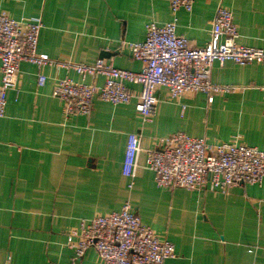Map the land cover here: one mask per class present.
<instances>
[{
  "label": "crops",
  "instance_id": "obj_1",
  "mask_svg": "<svg viewBox=\"0 0 264 264\" xmlns=\"http://www.w3.org/2000/svg\"><path fill=\"white\" fill-rule=\"evenodd\" d=\"M220 6L233 13L238 44L264 50V0H196L192 12L176 15L169 0H0V13L12 19L42 20L38 53L54 63L42 70L20 64L0 120V264H103L94 248L77 258L68 247L70 232L128 201L145 226L175 245L177 257L165 264H264V180L227 195L158 188L147 167L148 151L175 133L210 144L240 136L264 151V64L215 63L212 81L236 89L212 103L204 93L171 101L167 88L158 87L149 124L135 97L128 105L95 97L89 116H65L53 96L60 80H83L68 63L112 59L121 70L141 72L145 62L134 60L125 44L145 41L149 23L176 19L179 36L192 48L205 47ZM40 73L47 78L42 87ZM84 81L105 82L102 76ZM126 86L135 95L141 91ZM129 134L143 138L131 189L123 176Z\"/></svg>",
  "mask_w": 264,
  "mask_h": 264
},
{
  "label": "built area",
  "instance_id": "obj_2",
  "mask_svg": "<svg viewBox=\"0 0 264 264\" xmlns=\"http://www.w3.org/2000/svg\"><path fill=\"white\" fill-rule=\"evenodd\" d=\"M195 2L169 0L174 15L181 10L192 12ZM42 28L40 18L15 20L0 13V120L5 116L8 92L17 88L20 64L26 61L39 70L54 64L47 55L38 53ZM146 31L145 41L125 44L134 60L145 62L141 72L121 70L112 59H99L92 65L65 64L83 79H62L54 88L53 96L64 104L65 116H89L95 97L113 105L131 104L135 97L143 123L149 124L159 103L155 96L158 87L167 88L171 101L189 93H204L212 103L216 95L236 89L212 81L215 63L264 64L263 49L238 44L240 35L233 13L221 6L212 22L211 39L203 48H192L177 34L176 19L161 26L149 23ZM98 76L105 80L102 86L84 81ZM46 80L40 73L39 86ZM127 84L140 86V93H131ZM142 139L140 134L128 135L123 176L131 180L130 189L140 168ZM147 167L154 172L158 188L210 189L227 195L235 186L263 183L264 151L246 145L240 136L210 144L203 138L175 133L148 151ZM70 236L68 247L77 258L94 248L103 264H165L177 257L175 245L145 226L129 201L119 212L83 220Z\"/></svg>",
  "mask_w": 264,
  "mask_h": 264
}]
</instances>
